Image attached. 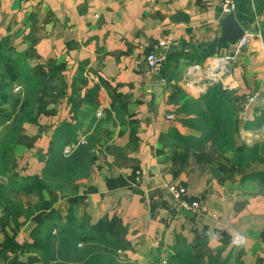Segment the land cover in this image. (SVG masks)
<instances>
[{
  "label": "crops",
  "instance_id": "0c3cea01",
  "mask_svg": "<svg viewBox=\"0 0 264 264\" xmlns=\"http://www.w3.org/2000/svg\"><path fill=\"white\" fill-rule=\"evenodd\" d=\"M219 4L0 0L3 53L43 79L35 112L17 137L13 169L39 174L62 121L75 123L76 141L93 143L86 173L49 188V207L19 216L14 229L0 204V242L6 234L31 242L36 224H62L71 215L77 233L100 232L118 243L120 264H264V0H235L232 15L247 36L240 46L216 39ZM149 50L157 70L145 63ZM219 56L228 57L219 84L237 121L211 144L199 97L210 84L184 81L190 65L201 77ZM14 69L0 60L10 83ZM169 183L182 184L197 209L181 208ZM18 198L23 206L36 200ZM229 230L247 234V245L231 247ZM12 261L56 264L43 262L38 247L0 250V264Z\"/></svg>",
  "mask_w": 264,
  "mask_h": 264
},
{
  "label": "trees",
  "instance_id": "16d2710c",
  "mask_svg": "<svg viewBox=\"0 0 264 264\" xmlns=\"http://www.w3.org/2000/svg\"><path fill=\"white\" fill-rule=\"evenodd\" d=\"M3 59L13 62V67L17 68L14 69L17 71L16 82L21 87L18 92L21 104L11 118L10 115L3 117L0 132V175L5 176L4 180H0V204L3 203L5 206L1 216L5 222L9 217L15 229L21 224L19 216H27L33 210L51 205L55 198L46 196L49 188H65L86 173L93 143L91 138L87 137L84 143H77L68 153H63L64 144L76 142L72 137V129L76 125L62 121L54 130V144L45 155L40 173L25 175L17 173L13 169L17 165L14 147L22 124L35 112L36 97L43 79L32 72L24 61L19 63L18 59L7 57L0 47V60ZM3 82H6L4 86ZM10 84L7 74L0 72V88L8 90L12 95ZM199 97L204 100L205 111L202 113L207 117L205 122L201 123L204 138L209 137L211 144H218L236 127L237 117L232 101L219 82L210 84ZM7 105L9 106L8 103ZM20 195L35 196L36 200L32 203L26 200V205L23 206L18 198ZM30 235L31 242L18 243L14 240L13 234H6L0 242V250L38 247L41 249L43 262L55 259L56 264H120L116 258V248H119V244L104 233H77L71 215H67L62 224L48 222L43 227L38 223L32 228ZM7 264H15V261Z\"/></svg>",
  "mask_w": 264,
  "mask_h": 264
},
{
  "label": "built area",
  "instance_id": "2783aa9c",
  "mask_svg": "<svg viewBox=\"0 0 264 264\" xmlns=\"http://www.w3.org/2000/svg\"><path fill=\"white\" fill-rule=\"evenodd\" d=\"M235 0H220L219 8L222 14L226 15L229 13H232V10L234 8ZM247 41V36L241 35L236 42L237 46L243 45ZM216 59V61L212 62L214 63L212 66L208 65V70L203 73V75L200 77V71H198L199 68H195L196 65H190L186 71V74L189 75L188 79H185L184 83L186 85L193 84L197 82H203L204 84H212L219 82L221 79V76L225 73L226 65L228 61L227 56H219V57H213ZM144 60L147 65V67L150 70H157L159 68V59L154 54L152 50H149L144 55ZM199 74V75H198ZM192 75H195L197 79L192 77ZM198 75V76H197ZM99 113V111H97ZM167 117H172V114H167ZM84 142L83 137H80L75 143H70L67 145H64L62 147L63 153H68L77 143ZM135 173H137V170H135ZM169 193L177 199L178 205L181 208L190 209L192 211L196 210L199 203L196 199H191L187 197L184 193V186L182 184H175V183H169L166 186ZM116 252L120 253V248H116ZM161 262L164 263V259H161Z\"/></svg>",
  "mask_w": 264,
  "mask_h": 264
},
{
  "label": "rangeland",
  "instance_id": "374dc122",
  "mask_svg": "<svg viewBox=\"0 0 264 264\" xmlns=\"http://www.w3.org/2000/svg\"><path fill=\"white\" fill-rule=\"evenodd\" d=\"M16 83L17 82L15 81L11 82L13 86L10 89V93L13 95V97L8 93V90L4 91L1 89L0 91V132L3 125V117L10 115L11 118L21 104L20 93H18L20 88ZM7 103L9 104V106L7 105ZM6 105L8 107H6ZM4 179L5 176L0 175V180Z\"/></svg>",
  "mask_w": 264,
  "mask_h": 264
},
{
  "label": "water",
  "instance_id": "95a60500",
  "mask_svg": "<svg viewBox=\"0 0 264 264\" xmlns=\"http://www.w3.org/2000/svg\"><path fill=\"white\" fill-rule=\"evenodd\" d=\"M221 24V32L218 37H216L219 41H233L238 39L243 34L242 26L235 20L232 13L224 15L220 19ZM195 68H198L195 66ZM154 86H158L161 88L159 84H155Z\"/></svg>",
  "mask_w": 264,
  "mask_h": 264
},
{
  "label": "clouds",
  "instance_id": "9594fccd",
  "mask_svg": "<svg viewBox=\"0 0 264 264\" xmlns=\"http://www.w3.org/2000/svg\"><path fill=\"white\" fill-rule=\"evenodd\" d=\"M230 231V235H231V239H230V246L234 247L236 249H240L243 248L247 245L248 242V236L245 233L242 232H235L233 233L231 230Z\"/></svg>",
  "mask_w": 264,
  "mask_h": 264
}]
</instances>
